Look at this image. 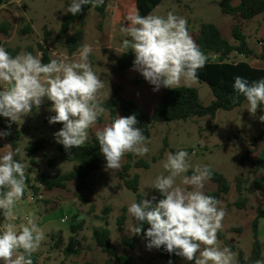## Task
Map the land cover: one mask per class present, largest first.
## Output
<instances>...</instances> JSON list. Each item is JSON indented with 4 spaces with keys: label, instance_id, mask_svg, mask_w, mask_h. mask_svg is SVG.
<instances>
[{
    "label": "rangeland",
    "instance_id": "374dc122",
    "mask_svg": "<svg viewBox=\"0 0 264 264\" xmlns=\"http://www.w3.org/2000/svg\"><path fill=\"white\" fill-rule=\"evenodd\" d=\"M222 0H164L151 14L166 17L169 12L187 20V28L193 40L198 36L200 26L203 23L217 26L224 38L234 43L232 27L239 24L248 37L250 46L257 53L262 51L264 45V14L251 21L234 20L231 16L224 15L220 9ZM70 0H3L0 8V27L7 28L8 32L0 31V46L7 51L11 50L17 55L21 50L39 53L38 44L44 41L45 32H49L46 47L52 51V59L62 55L70 58H78L69 55L66 49L56 41V36L61 29L63 16ZM240 0H232L234 6H238ZM128 11L123 0H108L106 17L102 20L95 10L87 14L84 27V44H90L93 48L89 60L93 70L103 80L104 88L101 90L102 103L112 99L117 93L119 96L132 100L140 105L148 115H152L158 103L162 91H153L144 78L134 69L119 73L116 61L121 54L122 41L126 37L120 31L122 25H127ZM31 26L33 31L25 33L24 30ZM79 28V24L72 25V34ZM130 39V38H129ZM14 55V56H15ZM231 61H248L253 66L264 67V63L256 59H246L243 56L233 54ZM180 86L195 88L199 92L204 105L212 102L213 94L210 87L196 80L191 84H185L183 80ZM6 85L0 84V89ZM109 96V98H108ZM51 102L45 100L39 109L33 108L31 115L21 118L13 123L15 128L22 133V139L18 144L20 153L18 157L25 165V173L31 179L26 183L23 198L17 202L16 223H23L25 217H31L42 228L45 239L38 251L33 256L36 264H107L108 255L96 246L93 239V229L104 225V220L109 222L111 230V246L118 255H129L133 258L132 264H168L158 256L156 249L148 250L147 241L139 240L135 250L126 246H120L119 242L124 237H132L131 227L133 219L127 212V221L123 232L118 231V219L124 208L137 202V196L152 200L156 204L160 199V193L151 188L158 175H168L163 167L166 154L185 150L189 153L190 162L196 165H208L212 170L223 174L230 182L231 189L223 196L220 207L226 209V215L222 220V229L218 232V246H233L236 260L250 255L253 243V221L257 217V209L264 206L260 193L255 189L256 177L264 176V144L253 148L250 140L258 136L261 130V122L258 116L264 114V110H258L253 117L247 111V103L233 111L221 110L215 118L205 116L188 121L171 123H155L152 136L147 144L149 152L141 156L127 154L121 161L118 171L101 170L93 173L86 184L79 188L78 181L67 184V189L46 190L37 181L36 177L47 174L51 177L62 175L78 167L75 162L56 161L49 165L50 159L58 157V151L52 146L55 143L54 133L62 128V124H49L48 118L55 113L49 111ZM264 108V105L262 106ZM120 116H123L119 112ZM4 118V117H3ZM7 119V118H5ZM110 123V113L106 109L99 118L97 124L89 130L86 143L91 142L98 128H103ZM48 139L49 143L44 149L39 150L33 157L29 155L28 147L41 139ZM9 150L3 138H0V155ZM164 150V151H163ZM253 160L261 161L257 174H254L255 166L249 162L240 164V159L249 151ZM158 159L154 161L153 159ZM35 160V165L31 164ZM139 161L149 163V168H136ZM131 164L130 177L136 174L140 176V186L137 190L127 189L121 179L120 173L123 166ZM191 169L187 175H191ZM243 177L247 191L244 196L248 198L246 209L232 206L240 198L236 182ZM177 184L180 178H177ZM31 187L36 188L37 195ZM218 190V185L211 180L205 183V194ZM147 193V196L143 194ZM155 197V200L152 198ZM106 208H110L107 215L103 214ZM77 216L74 223L73 217ZM67 218V223L62 219ZM81 224L82 229L78 239L83 247L78 256L66 257L64 249L69 239L73 236L71 226ZM5 220L0 215V231L4 229ZM259 240L263 247L264 255V218L258 225ZM176 264H194L178 257Z\"/></svg>",
    "mask_w": 264,
    "mask_h": 264
},
{
    "label": "clouds",
    "instance_id": "9594fccd",
    "mask_svg": "<svg viewBox=\"0 0 264 264\" xmlns=\"http://www.w3.org/2000/svg\"><path fill=\"white\" fill-rule=\"evenodd\" d=\"M104 3L105 0H70L66 13L77 16L84 6L96 8ZM126 19L128 23L120 31L130 39H123L121 54H134L133 69L153 86V91H159L161 86L174 89L182 80L191 84L198 79V71L209 58L193 40L184 17L172 12L166 17L142 16L137 10ZM92 51L90 44H83L74 54L78 58L62 55L43 63L42 53L33 55L21 50L12 56L0 46V84L6 85L0 89V116L9 120L8 128L47 100L51 102L49 111L55 113L48 118L49 124H62L53 134L55 141L66 151L83 146L89 130L106 111L100 99L104 83L89 60ZM232 87L236 93L231 97L232 103L242 95L253 117L258 110H264V78L249 83L236 76ZM258 120L264 123V114ZM138 123L135 115H118L96 129L106 170L118 171L126 154L143 157L149 152L150 141L137 127ZM10 134L0 130V138ZM8 149L0 155V215L5 220L0 231V264H34L32 256L44 241L45 233L31 217L16 223L15 209L24 196L27 177L25 165L15 159L20 149L12 150L11 145ZM163 167L168 175H158L151 187L162 198L155 205L145 198L127 208L134 221L133 235L143 234L148 250L163 248L168 254L194 264H238L231 248L218 246L217 234L226 209L220 207V200L204 192L205 183L213 175L211 167H193L185 150L167 153ZM190 169L192 174L187 175ZM145 224L149 226L146 231ZM253 264H264V259Z\"/></svg>",
    "mask_w": 264,
    "mask_h": 264
},
{
    "label": "trees",
    "instance_id": "16d2710c",
    "mask_svg": "<svg viewBox=\"0 0 264 264\" xmlns=\"http://www.w3.org/2000/svg\"><path fill=\"white\" fill-rule=\"evenodd\" d=\"M125 8L129 13L139 11V14L146 16L151 14L164 0H123ZM3 6V0H0V8ZM108 9V0H105L104 5L96 8H92L91 5L84 6L82 13L77 16H72L70 13H66L63 16L61 29L56 36V41L61 44L69 55H74L77 50L84 44L85 31L84 27L86 24L87 14L90 10H95L99 17L104 20ZM220 9L224 15L231 16L235 21H251L254 18L264 14V0H240L238 6L232 4V0H222L220 2ZM78 23L79 28L70 33L72 25ZM0 31L8 32L7 28L0 27ZM33 31L31 26H28L24 32L31 33ZM49 32H45L44 41L38 44L39 53H42V62L48 63L52 59V51L46 47V43L49 39ZM232 37L234 40L230 42L223 37L220 29L208 23H203L200 26L198 36L195 38L196 44L199 46L208 56V62L206 66L198 71V80L206 83L213 94V100L210 104L204 105L200 99L199 92L195 88L179 86L174 89L164 88L161 97L156 104L152 115H148L144 109L132 100H128L124 97L119 96L117 93L115 96L102 103V106L107 109L110 113V123L115 119L119 112L123 116L135 115L138 120L137 127L141 128L144 135L151 139L152 129L155 123H171L179 121H188L194 118H202L210 116L215 118L217 113L221 110L233 111L240 108L243 104L247 103L246 99L241 95L238 97L236 103H232L231 97L235 96L236 93L233 90L234 77L240 76L249 81V83L258 79L264 78V67L253 66L248 61H231L230 58L233 54L243 56L246 59H256L264 63V45L262 51L257 53L251 48L248 37L243 32L239 24H235L232 27ZM8 52L14 56L15 52L8 50ZM134 54L129 51L123 54L116 61L117 70L119 73H124L129 69H133ZM263 105H261L262 107ZM9 120L0 116V130L10 131V135L3 137L7 145H11V149L15 150L18 148V144L22 139V133L15 128L12 123L11 128H8ZM49 143L48 139H41L35 144L28 147V152L33 157L39 150L44 149ZM260 144H264V123H261V130L258 136L250 140V146L253 148L258 147ZM52 146L58 151V157L50 159L49 165L53 166L56 161H68L75 162L78 167L72 171L66 172L62 175L51 177L47 174H41L36 177V181L43 186L46 190L55 189H67V184L72 181L79 182V188L86 184L88 178L95 172L106 169L103 155L99 152V144L94 136L89 143H85L79 148H73L66 151L64 147L57 142L52 143ZM164 151V150H163ZM252 151L249 150L241 159L240 164L245 162L251 163L255 166L254 174H257L261 161L253 160L250 158ZM128 158L131 159V154H127ZM15 159L20 161L18 155ZM158 158L155 157L153 160L156 161ZM21 162V161H20ZM31 164L35 165V160L31 159ZM136 168H149V163L145 161H139L135 164ZM132 168L131 164L123 166L122 172L120 173V179L123 185L130 190H137L140 186V176L135 175L130 177L129 172ZM213 171L212 178L210 179L213 183L218 185V190L207 193V195L214 196L218 200H222L224 195L230 192L231 185L228 179L221 173ZM26 183H30L31 179L26 175ZM246 180L243 177H239L236 182L237 190L240 193V198L232 206L239 209H246L248 198L244 196L246 189ZM255 189L260 193L264 201V176L256 177L254 180ZM34 194L37 195V190L31 187ZM160 195V199H161ZM143 199L141 195L137 196V203ZM155 205V204H153ZM110 208H106L103 211L104 215H107ZM2 219L3 216L1 215ZM264 218V206H259L257 209V217L253 221V243L251 253L248 257H241L238 264H253L255 260L264 259L263 247L259 240L258 225L260 219ZM73 222L77 220V216H74ZM127 221V210L124 208L122 214L118 219V231L123 232ZM147 224L144 225L146 231ZM82 229L81 224H73L71 226V232L73 236L69 239L68 245L64 249L66 257L78 256L82 251V243L78 239V234ZM111 230L109 229V222L104 220V225L101 227H95L93 229V239L96 246L99 247L103 253L107 254L109 259L107 264H132L133 258L129 255H118L116 250L111 246ZM141 239H145L143 234L133 235L132 237H124L120 240V246H126L131 250H135L138 246V242ZM231 250H234L233 246H230ZM158 256L166 261H172V264H176L178 256L170 255L163 248L156 249ZM34 264L37 263V259L32 256ZM63 264V263H62Z\"/></svg>",
    "mask_w": 264,
    "mask_h": 264
},
{
    "label": "built area",
    "instance_id": "2783aa9c",
    "mask_svg": "<svg viewBox=\"0 0 264 264\" xmlns=\"http://www.w3.org/2000/svg\"><path fill=\"white\" fill-rule=\"evenodd\" d=\"M67 221H68L67 218L62 219V222H63V223H67Z\"/></svg>",
    "mask_w": 264,
    "mask_h": 264
},
{
    "label": "water",
    "instance_id": "95a60500",
    "mask_svg": "<svg viewBox=\"0 0 264 264\" xmlns=\"http://www.w3.org/2000/svg\"><path fill=\"white\" fill-rule=\"evenodd\" d=\"M27 115L23 116V118H25Z\"/></svg>",
    "mask_w": 264,
    "mask_h": 264
}]
</instances>
